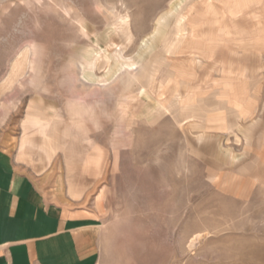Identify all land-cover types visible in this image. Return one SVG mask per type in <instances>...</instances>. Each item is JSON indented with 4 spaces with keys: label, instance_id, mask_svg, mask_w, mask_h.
<instances>
[{
    "label": "rangeland",
    "instance_id": "obj_1",
    "mask_svg": "<svg viewBox=\"0 0 264 264\" xmlns=\"http://www.w3.org/2000/svg\"><path fill=\"white\" fill-rule=\"evenodd\" d=\"M174 1L185 0H0V149L48 198L99 214L100 264H264V160L253 155L264 150V0L235 19L214 0L183 9L192 23L206 16L200 36L220 43L186 78L162 68L145 108L124 88L85 85L106 76L130 88L150 74L134 57ZM175 57L181 67L191 56ZM176 93L194 109L181 122L167 112ZM59 123L76 158L84 149L96 163L57 151L46 164L22 148L28 136L61 139Z\"/></svg>",
    "mask_w": 264,
    "mask_h": 264
},
{
    "label": "crops",
    "instance_id": "obj_2",
    "mask_svg": "<svg viewBox=\"0 0 264 264\" xmlns=\"http://www.w3.org/2000/svg\"><path fill=\"white\" fill-rule=\"evenodd\" d=\"M214 2L218 9L217 16L228 13L233 19L238 18L243 12L248 13L253 4H256V0H214ZM196 4L202 9L208 7L205 0L172 2L170 7L175 12L161 17L154 35L142 41L140 51L134 58H140L142 65L148 68L150 74L139 75V81L134 82L130 88L120 87L106 76L103 81H106L105 85H102L103 82H99L98 78L93 82H86L85 85L92 84L100 89L109 86V93L114 97H118L119 90L124 88L126 92L122 96L130 101L129 103L132 104V99L136 97L135 100L145 108L149 98V87L157 80L162 68L167 69L172 81L177 75L186 78L185 74H188L187 69L190 66L208 63L207 60L213 58L214 49L220 42L214 43L213 38L216 36H212L211 33L200 36L198 29L202 21L199 19L206 16H197V20L195 18L192 23L183 15V9L193 8L192 6ZM181 15L187 28L181 23L182 20H177ZM254 15L257 20L258 17ZM256 23L261 24L259 20ZM166 28L170 29L169 32H165ZM220 31H223L221 26ZM206 37L213 41L210 45L202 40ZM158 40L162 42L159 49L156 46ZM147 44L150 45L149 48L146 47ZM184 53H189L190 59L186 62L183 60L181 67L174 66L176 62H180L179 59H174L177 58L175 56ZM101 63L103 62L99 64ZM98 70L100 65L95 69L94 75ZM159 83L162 87V82ZM180 99L181 95L176 93L168 111L161 101L156 102L153 114L161 117L165 110L170 111L178 122H181L180 115L182 116L184 112L190 114L194 109L186 104L181 105ZM261 99L264 100V97L261 96ZM43 108L48 115L50 111L46 109L51 110V114H55L50 107ZM55 115L58 118L57 114ZM57 132L61 139L58 137L47 143H44L40 137L37 139L27 135L28 137L22 141V148L27 152L39 150L40 153H44L46 164L52 160L57 151L65 152L67 161L75 167L84 162L87 167L96 163L94 157L86 156L84 149L82 157L76 158L69 148L67 137L61 135V123L58 124ZM58 144L64 147L58 148ZM42 146H50L52 150L49 153L42 149ZM253 155L261 162L264 160V150ZM83 190V187L72 184L70 193L78 198ZM102 227L103 221L99 214L80 207L78 209L67 201H54L48 198L33 178L17 166L13 155L5 149H0V264H100L98 243L103 231Z\"/></svg>",
    "mask_w": 264,
    "mask_h": 264
},
{
    "label": "bare ground",
    "instance_id": "obj_3",
    "mask_svg": "<svg viewBox=\"0 0 264 264\" xmlns=\"http://www.w3.org/2000/svg\"><path fill=\"white\" fill-rule=\"evenodd\" d=\"M191 14V13H190ZM125 23V22H124ZM121 24H123V23H121ZM127 34H128V32H127Z\"/></svg>",
    "mask_w": 264,
    "mask_h": 264
}]
</instances>
